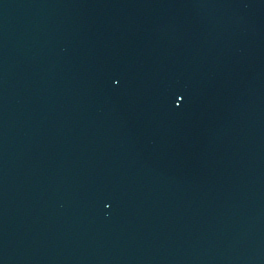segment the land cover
<instances>
[{
	"label": "water",
	"instance_id": "95a60500",
	"mask_svg": "<svg viewBox=\"0 0 264 264\" xmlns=\"http://www.w3.org/2000/svg\"><path fill=\"white\" fill-rule=\"evenodd\" d=\"M0 264H264V0H0Z\"/></svg>",
	"mask_w": 264,
	"mask_h": 264
}]
</instances>
